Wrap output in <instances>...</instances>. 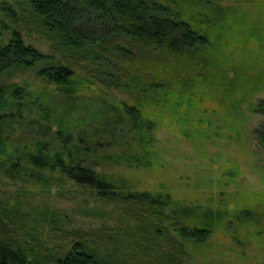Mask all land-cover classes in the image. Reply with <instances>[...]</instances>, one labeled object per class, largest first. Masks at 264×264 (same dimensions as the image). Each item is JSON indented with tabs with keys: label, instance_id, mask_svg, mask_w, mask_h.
Returning <instances> with one entry per match:
<instances>
[{
	"label": "trees",
	"instance_id": "16d2710c",
	"mask_svg": "<svg viewBox=\"0 0 264 264\" xmlns=\"http://www.w3.org/2000/svg\"><path fill=\"white\" fill-rule=\"evenodd\" d=\"M26 1L57 42L54 49L59 58L26 43L22 32L12 28L0 44V76L14 68H38L39 76L56 87L33 91L18 83L0 85V170L12 179L27 178L43 185L57 172L100 198L122 202L125 214L135 220L147 212L157 220H169L183 240L195 244L205 243L227 218L255 225L264 234V210L177 205L169 191L134 190L102 169L109 161L142 165L137 153L109 150V139L130 148L132 144L144 147L155 130L153 121L144 118V110L168 105L173 99L177 108L187 98L203 97L224 107L253 87L247 61L256 57L245 44L264 38V0ZM224 1L256 3L263 12L251 20L240 10L224 7ZM2 9L16 18L7 1ZM81 59L104 66L101 83L126 90L131 104L93 100L79 93L74 63ZM160 93L166 96L158 97ZM60 95L62 101L56 98ZM251 108L264 118V100ZM255 136L264 147V119ZM7 217L6 210L0 211V264H109V259L122 264L118 249L108 253L109 249L99 251L93 245L92 235L101 236L100 232L71 230L67 235L76 241L71 240L69 248H50L11 227ZM148 237L134 240L143 246L131 252L133 264H181L182 244L155 253L149 241L153 238Z\"/></svg>",
	"mask_w": 264,
	"mask_h": 264
},
{
	"label": "rangeland",
	"instance_id": "374dc122",
	"mask_svg": "<svg viewBox=\"0 0 264 264\" xmlns=\"http://www.w3.org/2000/svg\"><path fill=\"white\" fill-rule=\"evenodd\" d=\"M5 1L12 5L16 18L2 9ZM221 4L240 10L251 20L258 19L263 12L256 3ZM12 28L22 32L26 43L59 58L54 49L57 42L51 40L26 0H0V44L9 37ZM263 43V37H256L245 44L256 57L254 62L247 61V75L253 80V87L236 95L224 107L203 97L187 98L177 108L178 101L173 99L168 105L144 110V118L155 125L152 138L144 147L132 144L130 148L123 141L109 139L112 142L109 150H122L127 155L137 153L142 165L109 161L102 169L126 181L127 187L134 190L169 191L177 199V205L197 203L229 211L242 207L264 210V147L255 136L264 118L251 108L264 100ZM79 61V64L74 61L79 93L93 96V100L96 97L117 105L131 104L126 90L101 83L99 76L104 66L89 59ZM238 65L242 64L238 61ZM14 83L33 91L56 87L39 76L38 68H14L0 76V85ZM163 96L166 95L160 93L158 97ZM56 98L62 101L63 97ZM53 177L43 185L27 178L12 179L0 170V211L6 210V222L50 248H69L76 237L69 238L68 232L82 230L91 235L102 233L92 235L93 245L99 251L109 249L108 253L114 249L117 253L118 249L122 264H133L131 252L143 246H137L134 240L144 235L153 238L149 241L155 253L164 254L172 244H182L185 254L181 264H264V234L255 225H240L227 218L205 243L195 244L183 240L169 220H157L148 212L141 216L143 222L135 220L125 214L122 202L100 198L95 191L57 172ZM109 264L114 261L109 259Z\"/></svg>",
	"mask_w": 264,
	"mask_h": 264
}]
</instances>
